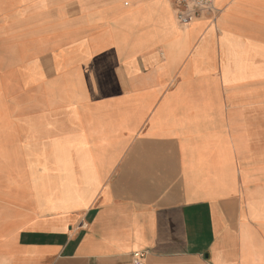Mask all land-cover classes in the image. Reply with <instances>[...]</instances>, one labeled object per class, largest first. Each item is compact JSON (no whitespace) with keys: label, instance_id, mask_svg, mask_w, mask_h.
Instances as JSON below:
<instances>
[{"label":"crops","instance_id":"obj_1","mask_svg":"<svg viewBox=\"0 0 264 264\" xmlns=\"http://www.w3.org/2000/svg\"><path fill=\"white\" fill-rule=\"evenodd\" d=\"M0 0V264H264V0Z\"/></svg>","mask_w":264,"mask_h":264},{"label":"built area","instance_id":"obj_2","mask_svg":"<svg viewBox=\"0 0 264 264\" xmlns=\"http://www.w3.org/2000/svg\"><path fill=\"white\" fill-rule=\"evenodd\" d=\"M173 3L175 8V19L179 24L199 20L202 18L209 19L213 22L217 16V10L214 6V0H168ZM133 263L139 264L144 258L143 253H134Z\"/></svg>","mask_w":264,"mask_h":264},{"label":"rangeland","instance_id":"obj_3","mask_svg":"<svg viewBox=\"0 0 264 264\" xmlns=\"http://www.w3.org/2000/svg\"><path fill=\"white\" fill-rule=\"evenodd\" d=\"M16 113V110L12 107L9 108L5 105V102L0 99V131L5 130L4 126H8L9 122L7 121V115Z\"/></svg>","mask_w":264,"mask_h":264}]
</instances>
